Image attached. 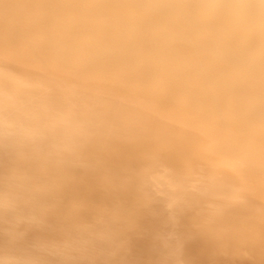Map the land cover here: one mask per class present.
Returning <instances> with one entry per match:
<instances>
[{
    "label": "bare ground",
    "instance_id": "1",
    "mask_svg": "<svg viewBox=\"0 0 264 264\" xmlns=\"http://www.w3.org/2000/svg\"><path fill=\"white\" fill-rule=\"evenodd\" d=\"M0 264H264V0H0Z\"/></svg>",
    "mask_w": 264,
    "mask_h": 264
},
{
    "label": "clouds",
    "instance_id": "2",
    "mask_svg": "<svg viewBox=\"0 0 264 264\" xmlns=\"http://www.w3.org/2000/svg\"><path fill=\"white\" fill-rule=\"evenodd\" d=\"M39 250V249H38Z\"/></svg>",
    "mask_w": 264,
    "mask_h": 264
}]
</instances>
